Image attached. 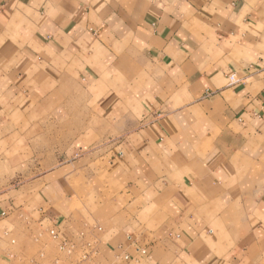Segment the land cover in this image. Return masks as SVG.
Instances as JSON below:
<instances>
[{"label": "crops", "instance_id": "1", "mask_svg": "<svg viewBox=\"0 0 264 264\" xmlns=\"http://www.w3.org/2000/svg\"><path fill=\"white\" fill-rule=\"evenodd\" d=\"M0 187V264H264V0H0Z\"/></svg>", "mask_w": 264, "mask_h": 264}, {"label": "built area", "instance_id": "2", "mask_svg": "<svg viewBox=\"0 0 264 264\" xmlns=\"http://www.w3.org/2000/svg\"><path fill=\"white\" fill-rule=\"evenodd\" d=\"M230 81V85H233L237 82H239V80L236 78L235 75L231 76L229 78ZM50 235L53 239H59V235L55 230L50 231ZM83 249H85L84 255H83V260H88V258L92 255V254H96V250L93 246V244L88 243L85 244L83 246ZM59 251L63 254H65L66 256H71L75 251H76V245L74 243L68 242V241H61L59 243ZM89 252V253H88ZM34 264H40V263H34Z\"/></svg>", "mask_w": 264, "mask_h": 264}, {"label": "rangeland", "instance_id": "3", "mask_svg": "<svg viewBox=\"0 0 264 264\" xmlns=\"http://www.w3.org/2000/svg\"><path fill=\"white\" fill-rule=\"evenodd\" d=\"M4 188H6V187H0V190H2V189H4Z\"/></svg>", "mask_w": 264, "mask_h": 264}]
</instances>
